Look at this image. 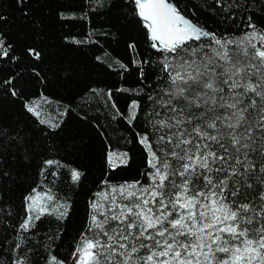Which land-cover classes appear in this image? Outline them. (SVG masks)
I'll list each match as a JSON object with an SVG mask.
<instances>
[{"label":"snow or ice","instance_id":"snow-or-ice-1","mask_svg":"<svg viewBox=\"0 0 264 264\" xmlns=\"http://www.w3.org/2000/svg\"><path fill=\"white\" fill-rule=\"evenodd\" d=\"M28 2L16 0L21 7ZM214 2L225 19L243 21L238 36L207 30L173 0H123L119 5H131L129 23L144 29L158 54L154 62L134 61L145 87L117 89L146 97V103L131 99L125 113L113 101L112 90L106 93L116 115L138 129L128 142L141 145L147 154V167L140 173L145 179L113 183L105 172L88 200V219L73 239L69 256L60 258L49 248L41 257L44 264H264V26L248 12L259 3ZM88 3L91 6L92 0ZM241 7L244 14L237 17L233 9ZM60 18L69 17L60 13ZM127 18V13L121 17ZM6 19L0 15V23ZM128 47L137 45L133 41ZM24 54L43 60L34 46ZM20 58L0 31V60ZM120 66L128 71L127 65ZM32 72L44 85L37 65H32ZM18 76L0 79V89L20 99L24 111L44 126V139L51 140L62 121L45 118L43 105L50 101L43 93L24 100L15 82ZM69 112L65 108L63 115ZM5 139L23 148L19 131L13 133L0 121V147ZM48 154L46 147L39 161V175L45 180L58 175L55 169L69 167L60 159L44 158ZM33 159V151L23 148L22 161ZM130 159L127 151L109 148L105 153L106 166L113 172ZM69 170L78 184L84 173L75 167ZM9 176L0 152V181ZM23 204V217L13 226L18 239L9 245L10 264H33L27 254L34 249L26 242L29 234H36L35 222L44 216L66 221L72 209L42 182L26 191ZM0 213L12 215L2 192ZM7 243L5 237L0 248Z\"/></svg>","mask_w":264,"mask_h":264},{"label":"trees","instance_id":"trees-1","mask_svg":"<svg viewBox=\"0 0 264 264\" xmlns=\"http://www.w3.org/2000/svg\"><path fill=\"white\" fill-rule=\"evenodd\" d=\"M173 2L188 18L209 31L238 36L243 27L241 19H225L214 0ZM227 2L231 0H221L222 4ZM240 2L242 6L259 3V7L253 6L248 12L255 14L259 26H264V0ZM121 3L123 0H101L97 5L92 0L90 6L88 0H29L27 7H21L16 0H0V15L7 18L0 23V31L21 57L16 62L0 60V79L19 73L15 82L22 87L24 100L43 93L50 101L43 105L45 118L62 121L61 130L46 141L41 131L44 126L24 111L21 100L0 89V121L13 133L19 131L24 137L23 148L34 153L32 161L24 162L23 148L18 144L5 139L0 147L4 166L10 172L9 177L0 181V192L3 203L12 213L11 216L0 213V241L8 238L7 245L0 248V264H10L13 254L9 245L18 239L13 226L23 217L24 194L37 182L52 187L61 199L72 204V209L70 219L66 221L44 216L35 222L33 232L36 234H29L26 242V247L34 249L27 254L33 264H44L41 257L49 254V248L60 258L69 256L73 239L79 236L88 219V200L97 190L98 182L104 179L105 172L109 173L113 183L144 182L140 173L147 167V154L141 145L128 142L138 129L116 115L111 104L114 101L120 111L127 113L131 99L146 103V97L117 89L139 91L145 87L134 61L143 58L154 62L158 54L150 48L144 29L129 23L133 19L131 5L120 7ZM113 4L117 6L112 7ZM233 11L237 17L244 14L243 7ZM60 13L69 18L61 19ZM85 13L87 17L83 18ZM125 13L128 18L121 19ZM73 40L81 43H73ZM133 41L137 45L135 49L128 47ZM29 46L42 52V61L32 60L24 54V49ZM34 64L45 77L44 85L38 83L32 72ZM121 64L127 65L128 71H124ZM144 69L151 76L149 66L144 65ZM108 90L114 94L113 101L107 98ZM65 108L70 109L68 115H63ZM46 147L49 154L44 158L60 159L65 165L84 173L78 184L72 182L69 167L55 169L58 175H49L47 180L39 175V161ZM109 148L127 151L131 157L128 165L114 172L107 168L105 153Z\"/></svg>","mask_w":264,"mask_h":264}]
</instances>
